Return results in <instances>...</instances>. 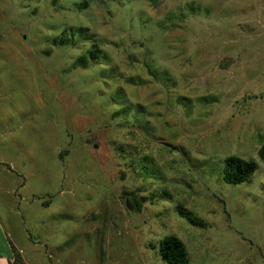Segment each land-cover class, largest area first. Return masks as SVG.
<instances>
[{"label": "rangeland", "instance_id": "1", "mask_svg": "<svg viewBox=\"0 0 264 264\" xmlns=\"http://www.w3.org/2000/svg\"><path fill=\"white\" fill-rule=\"evenodd\" d=\"M263 145L264 0H0V251L264 264Z\"/></svg>", "mask_w": 264, "mask_h": 264}, {"label": "trees", "instance_id": "2", "mask_svg": "<svg viewBox=\"0 0 264 264\" xmlns=\"http://www.w3.org/2000/svg\"><path fill=\"white\" fill-rule=\"evenodd\" d=\"M259 158L264 161V145L259 150ZM255 161H247L238 156H229L224 163L222 179L227 184H241L248 181L257 170ZM13 260L7 264H24L20 261L18 253L13 251ZM159 254L166 264H192L184 243L176 236H166L160 241Z\"/></svg>", "mask_w": 264, "mask_h": 264}, {"label": "crops", "instance_id": "3", "mask_svg": "<svg viewBox=\"0 0 264 264\" xmlns=\"http://www.w3.org/2000/svg\"><path fill=\"white\" fill-rule=\"evenodd\" d=\"M9 260H12L10 249L8 252L0 251V264H7Z\"/></svg>", "mask_w": 264, "mask_h": 264}]
</instances>
